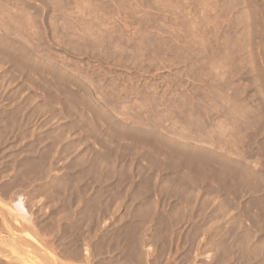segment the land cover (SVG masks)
<instances>
[{"label": "rangeland", "instance_id": "obj_1", "mask_svg": "<svg viewBox=\"0 0 264 264\" xmlns=\"http://www.w3.org/2000/svg\"><path fill=\"white\" fill-rule=\"evenodd\" d=\"M0 264H264V0H0Z\"/></svg>", "mask_w": 264, "mask_h": 264}, {"label": "bare ground", "instance_id": "obj_2", "mask_svg": "<svg viewBox=\"0 0 264 264\" xmlns=\"http://www.w3.org/2000/svg\"><path fill=\"white\" fill-rule=\"evenodd\" d=\"M39 167V166H38ZM33 169V168H32ZM40 169V168H39ZM43 174V173H42ZM16 199V198H15ZM22 199V198H21ZM27 208V207H26ZM9 210V209H8ZM26 210H28V209H26ZM26 210H25V207H24V204H23V202H22V200H20V199H18V200H16L13 204H12V207L10 208V213L11 214H13L15 217H19V219L20 218H22V219H24L25 218V216H26ZM33 215V214H32ZM7 216V215H6ZM3 217V216H2ZM28 219V218H27ZM27 221H29V220H27ZM20 224H22L21 223V221H20ZM22 229V228H21ZM20 230V229H19ZM35 230V229H34ZM27 238V237H26ZM43 256H44V254H43ZM41 258V257H40Z\"/></svg>", "mask_w": 264, "mask_h": 264}]
</instances>
